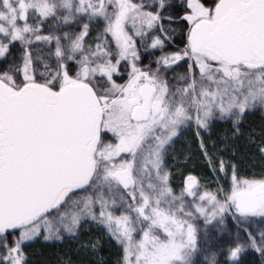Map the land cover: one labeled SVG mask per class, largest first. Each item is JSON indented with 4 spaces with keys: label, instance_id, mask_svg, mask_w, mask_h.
I'll use <instances>...</instances> for the list:
<instances>
[{
    "label": "snow or ice",
    "instance_id": "6c2138e0",
    "mask_svg": "<svg viewBox=\"0 0 264 264\" xmlns=\"http://www.w3.org/2000/svg\"><path fill=\"white\" fill-rule=\"evenodd\" d=\"M0 264H264V0H0Z\"/></svg>",
    "mask_w": 264,
    "mask_h": 264
},
{
    "label": "rangeland",
    "instance_id": "374dc122",
    "mask_svg": "<svg viewBox=\"0 0 264 264\" xmlns=\"http://www.w3.org/2000/svg\"><path fill=\"white\" fill-rule=\"evenodd\" d=\"M221 131H222L221 126L217 125L213 130V134L219 135ZM193 141H194L193 133L190 130L176 141V143L174 145L175 153L182 156V154L184 152L188 151L189 143H191L192 150L195 151V143ZM182 167L194 168L195 171L193 174H200L204 171L202 165L198 163V161L195 157L187 165H182ZM175 179L177 180V182L180 180L179 174H177ZM31 251L34 252V254H35L34 258L37 261H39V260L43 259V257L41 256V253L43 252L44 254L47 255L51 252V249H49L45 246H42L41 244H36L33 246Z\"/></svg>",
    "mask_w": 264,
    "mask_h": 264
},
{
    "label": "trees",
    "instance_id": "16d2710c",
    "mask_svg": "<svg viewBox=\"0 0 264 264\" xmlns=\"http://www.w3.org/2000/svg\"><path fill=\"white\" fill-rule=\"evenodd\" d=\"M206 3H211V0H205ZM248 120L251 122L253 126H258L260 124L259 114L255 116H250ZM240 148V155H241V164H242V174H251L253 171L256 173L260 172V162L259 160H251L244 157L245 149L243 147V141L238 142ZM255 164V168L252 165ZM247 260H251L252 257H247Z\"/></svg>",
    "mask_w": 264,
    "mask_h": 264
}]
</instances>
